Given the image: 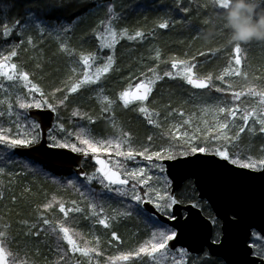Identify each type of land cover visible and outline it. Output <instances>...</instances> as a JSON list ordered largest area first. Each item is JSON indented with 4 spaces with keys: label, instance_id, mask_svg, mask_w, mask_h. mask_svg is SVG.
<instances>
[{
    "label": "snow or ice",
    "instance_id": "6c2138e0",
    "mask_svg": "<svg viewBox=\"0 0 264 264\" xmlns=\"http://www.w3.org/2000/svg\"><path fill=\"white\" fill-rule=\"evenodd\" d=\"M160 3L164 5V17L156 23L155 29L162 30H167L176 24H191L194 3L197 5V11L209 7L214 10L215 23L211 18H205L203 23H213L218 29L217 35L223 38L224 42L199 52L198 56L207 62L210 58L223 54L227 58L226 66L218 74L213 72L202 74L197 71L199 62L196 56L188 57L185 53V58L164 57L162 49L156 47L149 49L148 60L152 61V64L145 65L143 56L139 57V63L144 70L129 74L124 78L125 86L118 91L115 98L109 96L103 84L112 72L120 71L117 66L119 59L117 49L121 41L142 44L150 36L155 37V29L145 32L143 29H131L121 24L125 16L124 5L120 0H93L92 8L96 11H104V18L90 30V35L98 42L95 51L85 52L75 48L67 36L73 31V25L77 20L83 23L82 16H77L67 25L57 24L51 31L48 30V21L41 20L36 15L29 16L24 22L15 19L11 23L0 24V40L19 38L18 42L9 46L6 53L0 52V94H2L0 118L7 116L11 121L9 127L0 125V145L15 150L41 144L44 133L42 124L37 118L29 119V113L32 109L47 110L57 114L56 123L47 130L48 147L69 149L72 153L84 157L91 155L97 166L91 175L82 173L87 182L86 185H82L85 191L76 189L82 198L81 201L73 199L68 202L52 194L50 199L37 206L38 215L35 222L30 223L27 220L20 222L26 228L25 237L38 238L42 233L45 237L55 236V259L48 261L45 257V264H71L74 259L75 264H82L76 258V254L88 258V264H91L93 259L103 255L100 237L94 232L86 235L74 226L72 220L76 215L91 221L93 228L99 225L110 230L111 238L108 243L112 245L114 242L123 244L121 237L113 230L112 221H115L117 216L131 217L133 212L145 216L154 230L149 238L136 248L108 256L105 264H116V262L143 264L145 259L149 264H190V261L191 264H198L199 257L193 260L188 249L176 248L172 243L178 241V232L176 226H169L167 221L177 219L171 209L179 203V200L170 190L172 181L167 175L165 162L178 161L181 164H189L194 162L189 160V157L211 156L218 158L212 163L219 167L231 165L250 173L264 175V144L258 149L260 155L252 154L251 146L242 145L245 134L264 136V84L259 83L264 81V74L256 75L247 70L248 58L245 46L251 42L240 44L229 40V30L220 14L230 7L231 0H172L171 6L164 4V0H160ZM256 3L258 10H264V0H256ZM46 7L52 12L69 13L75 10L77 5L51 3ZM151 7L155 8L156 5L153 4ZM180 13L183 14L182 19H176L174 14ZM89 14L95 15V11L90 8ZM31 28H35L41 38L45 34L52 35L55 32L58 51L70 60L75 58L74 66L70 68L71 75L61 82L62 86L54 88L50 93H45L41 86L33 81L31 77L35 75L34 72H29L17 62L21 49L25 52L28 50L25 45L32 48L37 46L36 39L31 34L26 35ZM81 39L83 40L84 37ZM261 45H264V42H261ZM162 64H170V69L161 71ZM35 67L40 69L42 66L37 63ZM165 78L179 79L191 89L208 93L214 91L221 94L220 99L215 104H197L199 115L186 114L183 109L172 107L171 102L164 105L167 111L165 120L173 115L182 118L187 116V118L162 132V135L169 138L167 146H161L157 150H150L149 147L137 149L133 146L131 132L117 123L116 108L138 112L149 124L162 128L161 112L151 105L156 103L154 94L158 82ZM236 81L248 83L237 84ZM84 90L94 92L95 99L100 104V118L108 121L109 126L114 130V135L98 139L92 129L86 125H78L70 131L65 123L60 121V109L67 107L73 94H80ZM192 95L198 98L195 93ZM226 96L230 98L226 99ZM248 99H253V103H246ZM17 109L23 110V120L21 111ZM71 116L86 119L89 125L97 123L96 118L86 112L82 113L79 107L72 110ZM209 116L211 120L208 119ZM12 117L15 119H11ZM189 128L191 131L188 130ZM53 129H57L64 136L53 135ZM147 140L151 143L153 137L148 136ZM13 156L14 153L7 155V159L0 156V161L5 165L14 163ZM114 157L123 158L124 161L141 157L148 162V168L134 167L129 170L120 159H116L113 163ZM152 169H156L159 173L155 178L151 174ZM5 175L19 174L6 172L5 167H0V184H3L2 177ZM154 179L155 183H153ZM94 181L101 186L102 191L98 192L95 188L88 187ZM11 182L9 180V183ZM161 182L162 187H157ZM69 184H72V181H69ZM72 186L75 187L74 184ZM24 191L31 190L25 188ZM108 193L127 197L130 201L127 208L116 211L115 215L106 213L103 203L97 201L103 200ZM3 198L4 192L0 190V200ZM15 201L16 197L12 196V202ZM145 203L153 205L160 215L153 216L152 213L139 207ZM2 219L0 217V220ZM211 222L215 223V219L211 218ZM10 228V223L0 224V264H38L35 257L40 256L39 248L35 249L34 257L28 256L27 253L21 257L19 251L12 249L11 242L16 237L10 234L8 231ZM260 233L261 238H264V229H261ZM257 240L258 238L253 236L252 243L248 245L249 249L255 250H250L247 254L254 256L255 259L249 260L247 264H264V244L258 243ZM218 242V240L212 241L213 244ZM97 264H99L98 260ZM204 264H215V262L209 260L204 261Z\"/></svg>",
    "mask_w": 264,
    "mask_h": 264
},
{
    "label": "trees",
    "instance_id": "16d2710c",
    "mask_svg": "<svg viewBox=\"0 0 264 264\" xmlns=\"http://www.w3.org/2000/svg\"><path fill=\"white\" fill-rule=\"evenodd\" d=\"M51 3H55L57 5H67L71 3L77 5V8L69 13L52 12L46 7ZM120 3L124 5L123 12L125 16V19L121 21V24L126 25L131 29L140 28L145 32L152 31L155 29L156 23L164 17V5L160 3V0H120ZM171 3L172 0H164V4L171 6ZM153 4L156 5L155 8L151 7ZM92 5L93 0H0V24L4 22L11 23L15 19H20L24 22L29 16L36 15L40 17L41 20L48 21V30L51 31L57 24L67 25L77 16H82L83 23L77 20L75 25H73V31L68 33L67 36L70 37V35L74 33L77 28H79L83 31L82 37H84V39H81V45L77 49H81L85 52L95 51L97 49L98 42L90 35V30L96 26L100 19L104 18V11H96L92 8ZM90 8L92 11H95V15L89 14ZM193 9L194 12L191 24H176L167 30L155 29V37L153 38L150 36L142 44L121 41V45H118L117 49V55L119 58L117 66L120 71L112 72L103 84V87L106 89L109 96L115 98L118 91L125 86L126 82L124 78L129 74L138 73V71L144 70L142 65L139 63V57L143 56L145 65L150 66L152 64V61L148 60V56L150 55L149 49H155L156 47L162 49L164 57L176 56L185 58V53L188 54V57L196 56L197 61L199 62L197 71L202 74H206L208 72L218 74L220 70L226 66L227 58L223 54H218L217 56L210 58L207 62H205L204 58L198 56L199 52L206 51L209 47L222 44L224 41L223 38L217 35L218 29L213 26V23L216 21L214 10L209 7L205 10L197 11V5L195 3L193 4ZM174 16L176 19H182L183 14H174ZM10 17L14 19H11ZM205 18H211L213 23L204 24L203 20ZM86 33H89V35L86 36ZM209 33H211V35H209ZM28 34H31L36 41H39V44L34 49L44 51L46 48L45 41L47 39L55 41V46L58 43L55 32H53L52 35L45 34L43 38H41L35 28H31L29 32L26 33V35ZM18 39V37H14L8 41L0 40V52L6 53L9 50V46L12 43L18 42ZM25 47H27L28 50L25 52L21 49L17 62L22 64V66L29 72L35 73V75L31 78L35 83L41 86L45 93H50L54 88L62 86L61 82L66 80L67 77L71 75L70 68L67 72V70L63 67L66 72L61 75L55 73V69H51V71H49L43 66L40 69H37L35 65L38 62L34 61L33 58L27 55L30 50V46L25 45ZM245 47H247L246 55L248 58L247 70L256 75L264 74V45H261V42L253 41ZM67 60L70 65L74 66L73 62L75 58L70 60L67 57ZM160 68L161 71L170 69V64H162ZM236 83L245 84L248 82L236 81ZM259 83L264 84V81H260ZM193 93H195L198 98H194L192 95ZM57 96L59 97L60 94L58 93ZM220 96L221 94L215 93L214 91L208 93L207 91L191 89L190 86L184 84L179 79L169 80L165 78V80L158 82L154 94L156 103L151 105V107L154 108H157V105L162 106V110L160 111V123L163 125L162 128H157L149 124L145 117L138 112L122 110L120 107L116 108L117 123L122 124L126 131L131 132L133 137V146L135 148L142 149L143 147H149L150 150H157L161 146H167L169 143V138L166 135H162V132H165L171 125L181 123L182 119L187 118V116L182 118L179 115H173L165 120L164 117L167 115V111L164 108V105L171 102L172 107L181 108L186 114L196 113L199 115V110L196 108L197 104L216 102L220 99ZM0 98H2V94H0ZM225 98L229 99L230 96H226ZM246 103H253V99L246 100ZM76 107H79L82 113L86 112L96 118L97 123L89 125L86 119L72 117L71 112ZM17 111H21V119L23 120V110L17 109ZM100 117V104L95 99L94 92L91 90H84L80 94H73L70 97L67 107L61 108L59 111L60 121L65 123L66 127L70 131L74 130L78 125H86L92 129L93 134L98 139L114 135V130L109 126L108 121L101 119ZM11 119H15V117H12ZM29 119L31 118L29 117ZM134 119L138 120L139 124H141V131H139V129L135 131L132 128L131 121ZM0 125L4 127L11 126L10 118L7 116L0 118ZM60 136L63 137L64 134L60 133ZM148 136L153 137L151 143L147 140ZM262 144H264V136H249L247 134L243 136L242 145L244 147L251 146V151L254 155H260L258 149ZM12 153H14L13 158L18 159L14 150H8L5 152V150L0 147V156H5L7 158V155H11ZM92 159L93 158L90 155L85 161L89 175H91L95 169ZM120 159L122 163L126 164V166L127 164L131 165L135 162V160L124 161L123 158ZM22 161L28 163L31 168L30 171L26 170L29 182L28 184H24L23 182L17 184H5L3 182V184H0V190L4 192V198L0 200V217L3 218L0 220V224H11V228L8 231L12 236L16 237V239L11 242V247L14 251H19L21 257H23L26 253L28 256L34 257L35 249L39 248L40 256L35 257V259L38 261V264H45V257L48 261L55 259V236L49 235L45 237L42 233L38 238L25 237L24 232L26 231V228L20 222L24 220H27L30 223L35 222L38 215L36 211L37 206L45 203L46 200L51 198L52 194H56L68 202L73 199L78 202L81 201L82 198L76 189L85 191V188L82 185H86L87 182L85 179H80L73 171L70 170L49 168L43 163L29 158H24ZM29 172L32 176H29ZM44 174H49V178H52V181L51 179L45 178ZM70 179H74L81 183L80 187H73L72 184H69L67 181ZM88 187L95 188L98 192L102 191L101 186L98 184H91L88 185ZM25 188H28L31 191L25 192ZM12 196L16 197L15 203L12 202ZM176 196L180 202L194 203L202 209L206 216L214 218V238L219 236L220 221L215 218L210 205L204 199L198 198L197 190L191 180L184 183L181 189L176 193ZM126 200H128L127 197H120L113 193H108L103 200H98L97 202L103 203L106 213L115 215L116 212L113 211L111 206L119 205ZM139 207L142 208L141 205ZM121 211H123V209H121ZM72 223L79 230L88 235L86 226L89 223V220H85L83 216L76 215L72 220ZM112 224L113 230H115L121 237L123 244H117L114 242L112 245H109L108 241L111 238L110 230L96 225L95 229H97V234L101 240L103 255L93 259L91 264H97V260L99 261V264H105L108 256H114L120 251H127L137 247L135 244L131 243L132 239H130L129 243L127 242L129 240V234L127 233H131L127 227L130 226L132 231L135 232L137 229V221H131V217L117 216L116 220L112 221ZM123 226L127 229L123 228ZM133 226L135 227L134 229ZM123 231L125 232L124 234H122ZM254 236H258L264 243V238H261L258 234ZM191 257L193 260H196L197 257H199L200 259L198 260V264H204V261L209 260L214 261L215 264H226L221 258L213 257L207 252L200 255L191 254ZM76 258L79 259L82 264H88V258L81 257L79 254H76ZM117 263L123 264V262H116V264ZM71 264H75V259L71 262Z\"/></svg>",
    "mask_w": 264,
    "mask_h": 264
},
{
    "label": "water",
    "instance_id": "95a60500",
    "mask_svg": "<svg viewBox=\"0 0 264 264\" xmlns=\"http://www.w3.org/2000/svg\"><path fill=\"white\" fill-rule=\"evenodd\" d=\"M29 117L39 119L42 124L44 133L41 144L15 149V152L49 168L73 170L80 178H84L82 173H87L84 161L89 156L72 153L69 149L48 147L47 130L53 126L56 113L32 109ZM188 159L194 162H165L167 175L172 181L171 191L175 194L187 180H192L198 197L207 201L215 217L220 220L221 236L219 242L213 244L214 224L211 219L195 204L179 202L172 208L177 219L167 221L169 226L175 225L178 232V241L172 243L176 248H186L195 255L207 251L226 264H247L249 260L255 259L247 254L253 251L248 247L251 235L253 231L261 235L260 230L264 229V175L231 165L219 167L212 163L218 158L211 156ZM143 207L157 217L160 215L151 204L145 203Z\"/></svg>",
    "mask_w": 264,
    "mask_h": 264
},
{
    "label": "rangeland",
    "instance_id": "374dc122",
    "mask_svg": "<svg viewBox=\"0 0 264 264\" xmlns=\"http://www.w3.org/2000/svg\"><path fill=\"white\" fill-rule=\"evenodd\" d=\"M11 18V17H10ZM14 19V18H11ZM83 31L80 30L79 28L76 29V31L74 33H72L70 35V42L72 44V46H74L75 48H79L81 45V38H82V33ZM39 44V41H37V45ZM53 44V45H52ZM55 41H52V39H47L45 41V45L46 48L44 51L42 50H38V49H32V47L30 46V50L28 51L27 55L30 56L31 58L34 59V61L38 62L39 64H41V66H43L46 70L51 71V69H55L56 72L59 75L63 74L64 72H66L65 70H69V68H71L72 65H70L69 61L67 60V57L63 54H61L57 48H58V43L56 44V46L54 45ZM57 47V48H56ZM64 67V69H63ZM217 102V101H216ZM216 102H211L208 104H215ZM157 108L161 111L162 106L161 105H157ZM197 108V107H196ZM198 109V108H197ZM199 110V109H198ZM209 120H211V116L208 117ZM26 123V121H25ZM132 124V128L136 131L137 129H139V131H141L139 121L138 120H133L131 121ZM180 124V123H177ZM184 129H181V131H183ZM189 131H191V129H188ZM53 135H57L58 137L60 136V132L56 129L53 130ZM1 149L5 150V152H7L10 149L5 148L3 145H0ZM5 157V156H4ZM5 159H7L5 157ZM24 158L18 157V159H14L15 161L14 163H10L5 165L3 161H0V167H5L6 168V172H12V173H18L19 175H14V176H8L5 175L4 177H2L3 182L6 184H17V183H21L23 182L24 184H28L29 179L27 178L28 174L27 171H30L31 168L29 166L28 163L22 161ZM116 159H120V158H115L114 157V162ZM121 160V159H120ZM126 166V164H125ZM129 170L134 168V167H145L148 168V162L143 160V158L141 157H137L135 159V162L133 164H127L126 166ZM27 170V171H26ZM33 171V170H32ZM95 171V169H94ZM151 174L153 175V177L155 178V175H158L159 173L157 172L156 169H152L151 170ZM32 176V174H30L29 172V176ZM45 175V174H44ZM45 178L51 179L49 178V174L45 175ZM9 180H11L12 182L9 183ZM54 181V179H53ZM69 181H72V185L74 184L75 186H79L80 184L79 182H77L74 179H70L67 182L69 183ZM50 182V181H49ZM153 183H155V179L153 180ZM92 184H98L95 181ZM99 185V184H98ZM157 187H162V182L160 185H157ZM130 203L129 200H126L125 202H122L119 205H112V209L115 210L114 212L118 211L119 208L121 211V209H125L127 208L128 204ZM137 221V229L135 232L132 231V228L129 226L127 227L129 229V231L131 233H127L129 234V240L127 241L129 243L130 239H132V244H135L136 246H138L140 243H142L143 241L147 240L150 236V233L154 230L152 224L147 220V218L143 215H138L137 213L133 212V215L131 216V221ZM133 225V224H132ZM86 230H87V234H89L90 232H94L96 235L97 234V229L92 227L91 221H89V223L86 226ZM123 228L127 229L125 226H123ZM135 227L133 226V229ZM125 232L123 231L122 234H124ZM126 235V234H125ZM124 235V236H125ZM90 237V236H89ZM258 243L264 244L260 238L257 236ZM126 243V242H125ZM120 264V263H117ZM143 264H149V262L147 261V259L143 262Z\"/></svg>",
    "mask_w": 264,
    "mask_h": 264
},
{
    "label": "clouds",
    "instance_id": "9594fccd",
    "mask_svg": "<svg viewBox=\"0 0 264 264\" xmlns=\"http://www.w3.org/2000/svg\"><path fill=\"white\" fill-rule=\"evenodd\" d=\"M220 15L232 43L264 42V10L257 9L256 0H231Z\"/></svg>",
    "mask_w": 264,
    "mask_h": 264
}]
</instances>
